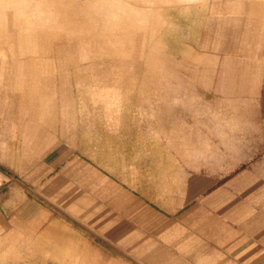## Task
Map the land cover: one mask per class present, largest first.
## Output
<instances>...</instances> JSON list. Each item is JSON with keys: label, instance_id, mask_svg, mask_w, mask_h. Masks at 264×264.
Instances as JSON below:
<instances>
[{"label": "crops", "instance_id": "crops-1", "mask_svg": "<svg viewBox=\"0 0 264 264\" xmlns=\"http://www.w3.org/2000/svg\"><path fill=\"white\" fill-rule=\"evenodd\" d=\"M241 6L207 20L179 94L26 116L0 153L33 186L0 187V264H264V30Z\"/></svg>", "mask_w": 264, "mask_h": 264}, {"label": "rangeland", "instance_id": "rangeland-1", "mask_svg": "<svg viewBox=\"0 0 264 264\" xmlns=\"http://www.w3.org/2000/svg\"><path fill=\"white\" fill-rule=\"evenodd\" d=\"M228 3H241L242 17L254 14L264 30V0H0V153L10 140L18 145L29 115L51 125L75 106L93 113L117 99H162L169 83L179 94L181 79L196 76L187 61L204 54L207 20L226 21ZM228 34L213 36L214 46L239 51L246 35L230 42ZM11 173H0L1 189L33 187Z\"/></svg>", "mask_w": 264, "mask_h": 264}, {"label": "bare ground", "instance_id": "bare-ground-1", "mask_svg": "<svg viewBox=\"0 0 264 264\" xmlns=\"http://www.w3.org/2000/svg\"><path fill=\"white\" fill-rule=\"evenodd\" d=\"M144 24V23H143Z\"/></svg>", "mask_w": 264, "mask_h": 264}]
</instances>
